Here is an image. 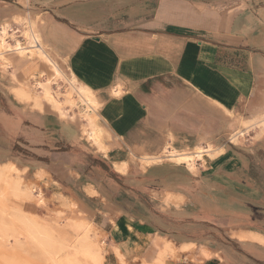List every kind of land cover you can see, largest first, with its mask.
Instances as JSON below:
<instances>
[{"label":"crops","instance_id":"0c3cea01","mask_svg":"<svg viewBox=\"0 0 264 264\" xmlns=\"http://www.w3.org/2000/svg\"><path fill=\"white\" fill-rule=\"evenodd\" d=\"M9 1L0 0L3 12ZM28 1L65 74L94 91L92 125L107 135L104 151L92 146L81 111L72 115L65 103V117L45 108L64 120L78 114L80 127L36 113L32 125L44 130L45 145L34 171L47 170L39 182L52 200L93 213L112 264H120L117 253L130 261L169 244L168 264H264V244L232 234H264V129L226 143L228 115L264 112V0L237 11L233 0ZM167 143L189 152L212 145L216 153L194 170L132 161L160 155ZM121 161L126 173L115 168ZM38 186L44 202L36 206L47 207Z\"/></svg>","mask_w":264,"mask_h":264},{"label":"rangeland","instance_id":"374dc122","mask_svg":"<svg viewBox=\"0 0 264 264\" xmlns=\"http://www.w3.org/2000/svg\"><path fill=\"white\" fill-rule=\"evenodd\" d=\"M245 1L246 0H233L234 5L232 10H240V8L245 5ZM9 2L11 3V5L5 4V9L10 10V12H17L20 15H13L12 18L8 17V14L10 12H3V8L1 6L2 3H0V25L6 23L10 24V33L14 32V36H16L22 42H25V30L28 21H36V23L38 24L37 21L41 20L40 14L38 15L37 13H35L37 11L31 8L33 6H31L28 0H10ZM14 24L16 27H14ZM10 42H13V40H10ZM46 49L52 54V57L56 60V62H60L61 65H59V68L64 73H66L65 71L67 69L63 66V61L59 59L57 60L55 54L51 51L47 44ZM6 57L12 63V66H7V68H2L0 66V165L4 167L5 165L11 163L17 169L16 179H21L25 183H34L35 185L42 186L44 188V197L47 207L36 206L35 202L32 203L30 201H23L21 198L15 197L14 195L12 196L11 194L6 198H3V200H0V217H2V220L7 223L5 224L7 225L5 226L6 228L3 225L4 228L0 230V264H49L46 261V255L34 239H25L24 236L21 235H19V237H15L14 233L20 227L19 222L21 218L25 219L28 216L34 217L37 220V224L39 225V222H41V224L50 222L52 223V226L55 225L57 217L49 215L48 210H57L62 208L52 200L51 189L49 187L43 186V184H41L40 182H37L34 177V168L39 165L38 161H40V159L44 157H42L43 152H41V149L45 144L41 143L45 139L44 136L40 135L44 130H41V128L36 125H32L33 122L38 121V118H36V113L41 112V114L43 113L51 117L52 119L60 118H58L59 116L57 117L49 109L46 110L45 107L42 110L39 109V107L34 103L32 95L27 97L19 91V84L24 80L29 82V84H32L35 78L39 80V78L42 77L44 80H47V83L53 86L56 91H58L59 98H62V102L67 105L65 108L68 109V112L73 115L75 110L79 113L81 109L78 105L75 104L79 108L74 107L75 105L69 102V100L76 101L77 95L76 93L71 94L70 85H68L67 80L62 78L59 80L60 86L57 87L53 85V72L49 67H47L43 60L18 59L16 55L11 52H7ZM13 74L15 75L14 78ZM70 106H73L74 109L73 107L70 108ZM68 112L66 113L68 114ZM66 113L65 115L60 116L65 117ZM80 117L84 118L87 121L84 113L80 112ZM243 118L246 117L244 115L242 116L241 114L236 116L228 115L229 120L227 123L233 124L234 127H230L226 130V143L241 144L250 137V133L253 132L254 129H256L255 127H259L255 124V127L249 128L250 132H248V134L244 138L235 140L233 141V143L230 142V136L232 137L235 133H232V130L244 128L245 125H243ZM242 119L243 121H241ZM60 120H62V122H68L69 124L77 121V125L78 127H80V118L78 117V114H75L74 120ZM82 126L84 135H86V138L88 140L87 127L84 124H82ZM26 129H31L33 133H31L30 131L26 132ZM32 140H34L35 142H39L40 145L32 143ZM15 145H18V147L14 148ZM132 161H134V163L138 164V166L140 167H145L147 165L140 159H133ZM162 161H165V159H163ZM117 164L120 167H117L119 171L123 173L127 172L128 162L121 161L117 162ZM1 186L2 183L0 182V187ZM91 193H94L93 190H91ZM172 195L173 193L169 192L167 194V197L170 198L172 197ZM65 210L66 211L63 212L64 218L72 216L80 211L84 213L83 218L85 219V221L94 224L95 219L93 218V213L86 212L79 205H74V207ZM16 215H21V218L17 217ZM63 217L62 220L65 221ZM17 219H19V221ZM96 221H98L97 218ZM93 231L96 232L98 236H100V238L105 237L104 232L100 230L98 224H95L93 226ZM232 232L233 236L235 237L240 233H248L252 237L247 239L258 241L264 244V234L262 235L259 233L240 230ZM51 235L53 237L52 239L56 242V239H58L56 233L54 234V232H52ZM154 252L155 253L153 255L151 253L138 254L131 257L130 261L124 262L123 257L119 256L121 260L120 264H160L159 261H162L163 264H168V259L170 257H173L172 253L162 251L160 249H157ZM77 253L78 254H74L73 256H71L73 260H80L83 264H94L91 261L90 255H88L87 253L83 251H79ZM113 262L114 258L108 254L107 261H105L104 264H112Z\"/></svg>","mask_w":264,"mask_h":264},{"label":"bare ground","instance_id":"6f19581e","mask_svg":"<svg viewBox=\"0 0 264 264\" xmlns=\"http://www.w3.org/2000/svg\"><path fill=\"white\" fill-rule=\"evenodd\" d=\"M10 31V24L6 23L0 25V66L2 68L12 66V63L6 57L7 52L14 53L18 59L43 60L47 67L53 72V85L57 87L60 86L59 80L64 78L67 80L68 85H70L71 94L76 93L77 100H69V102L73 105H78L81 112L86 116L87 122L85 123V126L87 127L89 142L92 145L94 144L98 149L104 151V139L107 135H105L99 127L92 125L91 115L100 105V102L96 99L94 91L79 83L73 74H71V76H66L59 68L58 62H56L52 57V54L46 49L44 38L39 32L36 21H28L25 30V42L19 40L14 36V32L10 33ZM10 40H13V42H10ZM14 77L15 75L13 74V78ZM19 87V91L23 95L27 97L32 95L34 103L39 109L42 110L46 104H49L53 109L55 108L60 115H65L61 110L63 102L59 99L58 91L47 83V80H44L42 77L39 78V80L35 78L32 84H29V82L24 80L19 84ZM255 124L264 129V112L255 119H244V128L235 132L233 136L230 137L233 139L232 142L244 138L246 133L250 132L249 128L255 127ZM170 145L167 143L162 148L163 151L160 155L145 153L140 160L147 165H151L153 163H161V161L165 159L174 164H183L193 170L197 160H203L205 155L214 156L216 153V148H213L212 145H209L208 149L196 147L194 152L174 149L173 147H170ZM115 167L120 168L118 164H115ZM16 173L17 169L13 164L9 163L4 167L0 165V182L2 183V186L0 187V200H3V198H6L11 194L12 196L14 195L15 197L21 198L23 201L35 202L36 204L43 203L42 189L34 183H25L21 179H16ZM46 174L47 170L44 169L34 171V177L37 182L43 180V177ZM61 200L63 208H61L60 211L55 210L49 212V215L57 217L55 225L52 226V223L50 222L42 224L39 222V225L37 224V220L32 216L22 219L21 215H16L21 218V220L19 222L20 227L14 233V236L19 237V235H21L24 236L25 239H34L43 250L46 255V261L49 264H83L80 260H73L71 258L74 254H78L77 252L79 251H83L90 255L91 261L94 264H104L107 257L104 244L106 242H103L101 240L102 238L100 239V236L93 231L94 224L85 221L83 218V212H78L72 216L64 218L63 212L66 211L65 209L74 207L75 204H72L71 202V204H67L63 199ZM68 201L69 200H67V202ZM62 217L65 221L62 220ZM17 220L19 221V219ZM5 224L7 223L2 220V217H0V230L7 226ZM52 232H54V234L56 233V236L58 237L56 242L52 239ZM236 237L241 240H246L252 236L248 233H240L237 234ZM189 247V245L182 246L183 249ZM163 251L172 254L175 252L173 245L170 244L166 246ZM117 254L121 257L120 253ZM159 263L163 264L162 261H159Z\"/></svg>","mask_w":264,"mask_h":264},{"label":"trees","instance_id":"16d2710c","mask_svg":"<svg viewBox=\"0 0 264 264\" xmlns=\"http://www.w3.org/2000/svg\"><path fill=\"white\" fill-rule=\"evenodd\" d=\"M18 147V145H15V147L14 148H17Z\"/></svg>","mask_w":264,"mask_h":264},{"label":"built area","instance_id":"2783aa9c","mask_svg":"<svg viewBox=\"0 0 264 264\" xmlns=\"http://www.w3.org/2000/svg\"><path fill=\"white\" fill-rule=\"evenodd\" d=\"M230 142H232V139L230 138ZM233 143V142H232Z\"/></svg>","mask_w":264,"mask_h":264}]
</instances>
